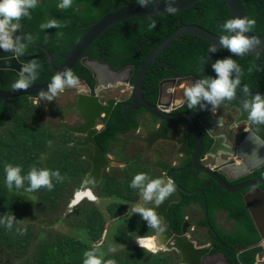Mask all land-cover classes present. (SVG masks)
<instances>
[{
	"label": "rangeland",
	"instance_id": "obj_1",
	"mask_svg": "<svg viewBox=\"0 0 264 264\" xmlns=\"http://www.w3.org/2000/svg\"><path fill=\"white\" fill-rule=\"evenodd\" d=\"M17 33L19 28L12 33L13 37ZM82 91L88 93V88L79 82V86H65L50 100L42 98V104L24 96L9 101L12 108L6 126L0 131V264H82L83 253L91 250L101 257V264L106 260L114 264H179L175 254L158 252L156 248L147 251L138 243V238L152 241L157 229L139 213L131 212L133 204L143 206L152 200L142 199L143 185L131 188L129 184L138 172L145 174V184L160 178V174L144 167L142 145L136 142L135 133L123 135L121 142L110 145L107 154L111 163L93 189L94 199H84L70 208L74 194L84 183L85 173L91 168L84 156L92 150L90 145L83 149L67 145L68 140L75 142L82 135L67 133L61 126H74L77 119L81 120L76 99ZM129 94L130 88L126 86L110 94L103 93L102 100L124 99ZM222 113L220 110L219 115ZM224 116L226 124L231 123L232 114ZM161 146L159 150L169 155L166 143ZM6 164L19 165L21 176L31 168L47 169L51 189L41 186L25 191L29 187L27 180L20 188L15 184L7 188L4 183ZM54 171L56 176L52 175ZM120 208H124V214ZM193 211L187 234L198 247L207 246L206 230L191 228L201 215L199 206ZM9 216L12 217L11 227H6ZM219 224L225 231L231 228L225 218L220 219ZM97 231H102L100 238ZM204 264L225 262L213 256L207 257Z\"/></svg>",
	"mask_w": 264,
	"mask_h": 264
},
{
	"label": "trees",
	"instance_id": "obj_2",
	"mask_svg": "<svg viewBox=\"0 0 264 264\" xmlns=\"http://www.w3.org/2000/svg\"><path fill=\"white\" fill-rule=\"evenodd\" d=\"M145 1L156 2L157 0ZM239 1L245 9L246 17L255 20L250 33L255 37L263 36L264 0ZM58 3L59 0H38L36 7L30 10V18H20L19 33L15 34L14 38L20 37L24 51L17 55L18 59L24 64L35 61L38 65L35 69L36 79L29 86L49 83L51 77L55 75L54 70L47 63L45 50L54 58L55 66L60 67L64 58L94 23L119 11L126 5L140 3V0H72L68 8L57 7ZM227 18H230L229 8L223 0H202L175 14L130 19L116 24L100 35L85 51L84 56L108 63L117 71L129 65L134 66L132 78V82H134L146 57L174 31L182 26L197 25L220 38L224 34L223 21ZM49 19H55L59 26L41 30L39 25ZM28 36L31 38L28 39ZM209 45H211L209 41L194 35H183L174 40L159 54L147 72L143 84L145 100L151 105L156 104L158 84L165 78L191 76L198 81L207 78L214 79L216 74L211 67L212 63L226 57L232 58L241 68L240 84L236 89L251 94L264 95V52L253 56H236L217 48L215 52H209ZM71 71L78 79L84 80L90 88H93L95 80L92 73L81 63H77ZM19 75L13 70H0V88L4 91L13 90L11 84ZM243 86H246V90ZM232 98L245 102L251 100V97L235 92ZM10 100L14 99L0 101V131L8 121V114L12 108L9 105ZM198 105L191 109L187 107L186 111L193 112ZM142 112V110H126L125 113H122L121 106H117L107 125L95 135L98 146L104 152H108L111 143L119 141L120 133L138 129L140 126L139 116ZM208 113L209 104L207 103L203 115ZM61 127L67 133L73 134L64 126ZM203 134L205 153L210 149L212 140L206 133ZM72 141L68 140L67 145L83 149L84 146L75 145ZM195 147L196 140L193 137L190 140L188 156L191 155ZM85 160L87 159L85 158ZM87 161L90 163L89 160ZM262 177H264V166L248 177L230 185H238ZM174 179L180 190L194 192L192 195L182 194V201L170 205L167 211L170 228L175 235H182L186 222L185 209L193 204H198L202 209L203 217L197 222V226L207 230L209 244L213 248L212 255L223 256L226 264H238L237 253L260 242V236L243 199L247 190L228 193L218 183L208 177H203L200 172L195 170L182 169L174 174ZM259 189L264 191V183L259 186ZM1 201L0 197V203ZM119 210L121 213L124 212V208ZM218 211H225L228 218L234 221L230 232L224 231L216 223L215 215ZM101 234L102 231H97L98 238L101 237ZM144 240H149V238ZM140 247L147 251L154 250V247L149 244L140 245Z\"/></svg>",
	"mask_w": 264,
	"mask_h": 264
},
{
	"label": "water",
	"instance_id": "obj_3",
	"mask_svg": "<svg viewBox=\"0 0 264 264\" xmlns=\"http://www.w3.org/2000/svg\"><path fill=\"white\" fill-rule=\"evenodd\" d=\"M200 1L202 0H172L168 2L157 0L156 2L145 1L143 5L141 3L126 5L119 11L109 14L102 20L94 23L64 58L60 67L55 66L54 58L45 50L47 63L52 67L55 74L63 72L65 69L72 70L77 63H81L91 71L92 77L95 80L93 88H90L84 80L79 79V82L84 83L89 89L88 93L83 91L79 93L76 99V110L82 123L75 126L63 124L68 131L83 135L80 140H76L73 144L81 146L91 145L93 148L91 154L85 155V158L91 163V168L86 174L83 185L74 194L70 208H74L84 199H94L93 189L101 181L104 169L111 163L107 152H104L98 146L95 135L107 125L114 109L120 105L122 113H125L126 110H143L165 124V126L151 131L141 126V129H144L145 136L141 137L140 140L146 142V152L152 154L153 147L158 142H171L175 143L178 147L176 155L183 154L188 144L187 134L188 132H192L196 138V147L191 156V164L186 166L184 170L200 172L218 183L228 193L247 190L243 199L260 236V242L240 250L237 253V263L264 264V191L259 189V186L264 183V177L248 180L236 186L230 185L232 182L248 177L264 166V122H252L249 120L248 111L243 107L245 101L231 98L222 100L215 107L211 105L213 111L217 107H228L229 109L236 110L238 117L234 127L242 125L248 127V131L242 133L237 143L234 144L228 143L224 135H216L214 133L216 128L222 126V119L216 118L214 112L208 117L199 120V125L212 140V145L207 152V156L214 162V168H211L201 163V157L204 153V136L202 131L192 122L194 117H197L202 112L203 108L200 107V104L205 106L206 102L201 100L197 110L191 115L173 116L166 109L170 106L171 102L168 101L165 106L162 105L161 100L164 95L163 90H165L164 84L165 86L166 83L180 85L181 82L185 81L195 84L198 81L189 76L163 81L160 85L158 103L155 106L149 104L144 97L145 90L143 84L149 68L159 54L174 40L179 39L183 35H194L209 41L217 49L229 52L227 48L220 45L219 37L197 25L180 27L150 52L136 74L134 82H132L134 66L129 65L117 71L108 63L84 56L85 51L90 45L100 35L104 34L116 24L139 17L175 14L194 6ZM223 1L229 8L230 18H242L246 16L245 9L239 0ZM168 7L174 8L175 12H167L166 8ZM244 35L248 38L256 39L258 43H254L247 52L239 56L260 55L264 52V35L255 37L250 31L245 32ZM24 65L12 50L6 51L0 49V70H13L20 74V69ZM49 83L32 85L26 89H13L10 91H4L0 88V101L27 96L36 99L42 104L43 99L37 97L41 92L47 93ZM126 86L130 88V94L125 100L122 101L114 97L102 100L103 93L110 94L111 91H116V89L118 90ZM234 92L251 98L253 95H256L238 89H235ZM168 95L171 96L172 94ZM260 96L264 97V95ZM128 100L130 102H127ZM185 101L186 99L183 98L182 104ZM180 125H183L185 130L180 135H173L172 131H178ZM153 159L149 167L153 170L161 171L164 177L166 179L170 178L175 185V190L162 199L159 204L151 203L142 206L153 209L154 213L160 219L161 230H156L153 237L156 241V248L158 252H174L179 258V264H204V260L207 257H212V246L209 244L198 247L187 234L186 224H184L182 235H175L170 228L167 216L170 205L179 203L182 200V194L192 195L194 192H185L176 186L174 174L178 170L170 171L172 165L163 161L156 154H154ZM217 256L224 260L223 256Z\"/></svg>",
	"mask_w": 264,
	"mask_h": 264
},
{
	"label": "clouds",
	"instance_id": "obj_4",
	"mask_svg": "<svg viewBox=\"0 0 264 264\" xmlns=\"http://www.w3.org/2000/svg\"><path fill=\"white\" fill-rule=\"evenodd\" d=\"M38 0H0V49L12 50L16 55H20L24 51V45L20 43V37H13L12 33L19 27L21 17L30 18V10L34 9ZM72 0H59L57 7L68 8ZM143 5L145 0H140ZM169 13L175 12L172 7L166 8ZM255 24V20L248 17L242 18H227L223 21L222 28L224 34L220 36L219 43L222 47L229 50L230 53L239 56L247 52L254 43L258 41L254 38H248L244 35L245 32L251 31ZM58 27V22L55 19H49L39 25L40 29L48 27ZM234 33V34H232ZM59 34V33H58ZM28 39L31 37L28 36ZM209 52H215L216 48L209 45ZM38 67L35 61H30L20 69V75L11 84L13 89H26L33 80L36 79L35 69ZM216 76L214 79H201L195 84H184L183 97L187 101L188 108H195L200 101L203 100L215 107L224 99H231L234 96V90L240 84L241 68L232 58L226 57L218 59L211 65ZM65 86H79L78 77L71 70L65 69L63 72H58L51 77V82L48 84L47 93L41 92L37 98L52 99L57 92L62 91ZM246 90V86H243ZM35 102V99H34ZM203 108L204 105L200 104ZM244 109L248 111L249 120L252 122H264V97L259 94L253 95L250 102H245ZM21 169L19 165H5L4 167V183L5 186L11 189L15 184L20 188L24 180L28 181L29 187L25 191H32L41 186L51 189L49 183V172L47 169L37 170L31 168L25 176L20 175ZM53 176L57 172H52ZM146 177L143 172L136 173L129 184L131 188H141L140 195L144 201L152 200L153 203L159 204L162 199L168 196L175 190V185L170 178L164 181L160 178L152 179L146 184L143 183ZM132 213H139L147 223L157 229L160 228V219L154 213L153 209L142 207L140 204L131 206ZM12 217H8L6 227H11ZM155 235V234H154ZM154 237V236H153ZM152 237V238H153ZM138 243L144 245L151 244V241H145L143 238H138ZM110 251L112 249H109ZM82 264H101V257L95 253V250L85 251L83 253ZM104 264H114L112 260L104 261Z\"/></svg>",
	"mask_w": 264,
	"mask_h": 264
},
{
	"label": "flooded vegetation",
	"instance_id": "obj_5",
	"mask_svg": "<svg viewBox=\"0 0 264 264\" xmlns=\"http://www.w3.org/2000/svg\"><path fill=\"white\" fill-rule=\"evenodd\" d=\"M183 77H187V76H182V77H174V78H165V79H162L160 82H159V84H158V97H159V91H160V85H161V83L163 82V81H165V80H169V79H178V78H183ZM191 77V76H190ZM194 78V77H193ZM195 79V78H194ZM197 80V79H196ZM198 81V80H197ZM188 83H190V82H181V84L180 85H176V83L175 84H172V83H166V86H165V84H164V88H165V90H163V93H164V95H163V97L161 98V100H162V105H167V103H168V101L169 102H171V104H170V106L169 107H167L166 109L169 111V114L170 115H173V116H181V115H191V114H193L196 110H197V108H196V110H194L193 112H189V110L188 111H186L187 110V101H185L183 104H182V101H183V90H182V85H184V84H188ZM192 84V83H191ZM89 86V85H88ZM90 87V86H89ZM86 92V91H85ZM88 92H89V89H88ZM104 94H106V93H104ZM168 94H172L171 96H169ZM127 97H125L124 99H121L122 101L123 100H125ZM235 99V98H234ZM171 100V101H170ZM129 101V100H128ZM127 101V102H128ZM157 101H158V98H157ZM239 101H242V100H239ZM174 102H179V105H177V106H174V107H172V104L174 103ZM157 103L158 102H156V104L155 105H157ZM155 105H153V106H155ZM206 105H207V102L205 103V106L203 107V109H202V112L197 116V117H194V119L192 120V122L200 129V131H202V134L203 133H206V131H204L203 130V128L199 125V120L201 119V118H205V117H208L212 112H214L215 113V117L216 118H221L222 119V126L220 127V128H216V130H215V134L216 135H224L225 137H226V139H227V142L228 143H234V144H236L237 143V140H238V138L240 137V135L242 134V133H244V132H247L248 131V127L246 126V125H242V126H239V127H234V125H235V121H236V119H237V117H238V113H237V111L236 110H233V109H229L228 107H225V108H221V107H217L214 111H213V109H212V107H211V104H209V113L208 114H205V115H203V110L205 109V107H206ZM199 106V105H198ZM223 111V113H222V116H220L219 115V111ZM143 111V110H142ZM143 112H145V111H143ZM142 112V113H143ZM141 113V114H142ZM148 115V118H149V123H147V124H145V123H143L144 124V126H146L148 129H150V131L151 130H153V129H159V128H161V127H163V126H165V124L163 123V122H161V120H159L158 118H156V117H154L153 115H151L150 113H148V112H146ZM145 113V114H146ZM140 114V115H141ZM227 114H232V119H231V123H229V124H226V120H225V118H226V116H224V115H227ZM236 115V116H235ZM224 116V117H223ZM179 130L177 131V132H180V134H182V131H184L185 130V128H184V126L183 125H180L179 126ZM103 130V129H102ZM137 132H140V133H143L142 132V129H141V125H140V127L138 128V129H135ZM132 131V130H131ZM145 133H143V135H144ZM179 134V135H180ZM207 134V133H206ZM188 144H187V147H186V150H185V153H183V154H179V156L178 155H176V151L177 150H175V152L173 151L172 153H174L175 154V156H177V157H181V159H180V162H178V164H177V166L175 165V166H172V168H171V170L170 171H175V170H178V171H181L182 169H184L186 166H188V165H190L191 164V156H192V153H191V155L190 156H188V150H189V144H190V140H191V138H193V137H195V135L192 133V132H188ZM203 136H204V134H203ZM207 136H209L208 134H207ZM82 137H83V135H82ZM81 137V138H82ZM210 137V136H209ZM80 138V139H81ZM141 139V137H139L138 138V141H141L140 140ZM195 140H196V138H195ZM142 142V141H141ZM159 143V142H158ZM157 143V144H158ZM162 143V142H161ZM145 144V143H144ZM157 144H155V146L153 147V153L152 154H150V153H148V152H146V147H145V153L146 154H148V155H151L152 156V160H154L153 158H154V154H156V155H158V156H160L158 153H157V151H156V145ZM195 149V148H194ZM91 150L93 151V148H92V146H91ZM208 152V151H207ZM207 152H205V153H203V155H202V157H201V163L203 164V165H206V166H208V167H211V168H214V164H210V158L207 156ZM92 153V152H91ZM171 153V154H172ZM160 158L162 159V157L160 156ZM163 160V159H162ZM164 161V160H163ZM153 162V161H152ZM188 162V163H187ZM187 163V164H186ZM186 164V165H185ZM171 165V164H170ZM185 165V166H184ZM184 166V167H183ZM183 167V168H182ZM178 171H176V172H178ZM175 172V173H176ZM202 176L203 177H206V176H204L203 174H202ZM246 182V181H245ZM233 183V182H232ZM244 183V182H243ZM231 184V183H230ZM242 184V183H241ZM239 185V184H238ZM232 186H236V185H232ZM182 201V200H181ZM180 201V202H181ZM151 203H153V201L152 202H150V203H145V204H151ZM213 256H217V255H212V257ZM209 258H211V257H209Z\"/></svg>",
	"mask_w": 264,
	"mask_h": 264
},
{
	"label": "crops",
	"instance_id": "obj_6",
	"mask_svg": "<svg viewBox=\"0 0 264 264\" xmlns=\"http://www.w3.org/2000/svg\"><path fill=\"white\" fill-rule=\"evenodd\" d=\"M182 89H183V87H182ZM128 97V96H127ZM146 112H143L140 116H139V122H140V125L141 126H143V127H145L146 129H148L146 126H144L143 125V123H145V124H147V123H149V118H148V114L146 113ZM78 120V123L77 124H75V125H79V124H81L82 123V121L81 120H79V119H77ZM74 125V126H75ZM140 127V126H139ZM148 130H150V129H148ZM153 130H155V129H153ZM135 133V135L133 134V136H135L136 137V142L137 143H139V144H141L142 145V155H143V157H144V167L146 168V169H148L150 172H155V173H158V174H160V179H162V180H164V181H167V179L164 177V175H163V173L161 172V171H159V170H153V169H151L150 167H149V164L153 161L152 160V156L151 155H148V154H146L145 153V147H146V142H141V141H138V138L139 137H143V136H145V134L143 135V133H145L144 132V129L142 130V132L143 133H140V132H137L136 130H132V131H127V132H125V133H120L119 135H118V137H119V141H117V142H121V137L123 136V135H126V134H130V133ZM136 134H138V135H136ZM172 134L173 135H179L180 134V132H177V131H172ZM113 143H115V142H113ZM113 143H111V144H113ZM145 143V144H144ZM166 143V147H169L170 148V151H169V155H168V153L166 152V151H164V150H159V148H161L162 146L161 145H163V144H165ZM111 147V146H110ZM147 148V147H146ZM177 145L175 144V143H171V142H159L157 145H156V151H157V153L162 157V159L165 161V162H167V163H169V164H171L172 166H177V164H178V162H180V159H181V157H177V156H175V154L174 153H172L173 151L175 152V150H177ZM92 152V151H91ZM172 153V154H171ZM179 156V155H178ZM146 157H148L149 159L147 160L146 159ZM144 205V204H143ZM198 204H193V205H191L190 207H188V208H186L185 209V218H186V222H185V224H186V228H188V226L190 227V224L192 223L191 221H190V213H192V212H194L193 211V208H198ZM200 207V206H199ZM192 211V212H191ZM200 211H201V215H200V217H198L197 218V220L196 221H194V224H192V226H191V228H193L194 229V227H196V228H200V227H198L197 226V222L199 221V220H201L202 219V217H203V213H202V209H201V207H200ZM223 218H225V220H227V221H229L230 222V226H231V228L230 229H228V230H226V232H230L231 230H232V228H233V226H234V221H232V220H230L229 218H228V214L225 212V211H218L217 213H216V215H215V221H216V223L221 227V225L219 224V222H220V219H223ZM187 220H189V222L187 221ZM160 225H161V222H160ZM222 229H223V227H221ZM192 229V230H193ZM188 230V229H187ZM224 230V229H223ZM225 231V230H224ZM206 232H207V230H206Z\"/></svg>",
	"mask_w": 264,
	"mask_h": 264
},
{
	"label": "bare ground",
	"instance_id": "obj_7",
	"mask_svg": "<svg viewBox=\"0 0 264 264\" xmlns=\"http://www.w3.org/2000/svg\"><path fill=\"white\" fill-rule=\"evenodd\" d=\"M170 104H171V103H170ZM177 105H179V102H174V103L172 104V107L177 106ZM149 245H151V246H153L154 248H156V241L153 240V243H151V244H149ZM156 249H157V248H156Z\"/></svg>",
	"mask_w": 264,
	"mask_h": 264
}]
</instances>
